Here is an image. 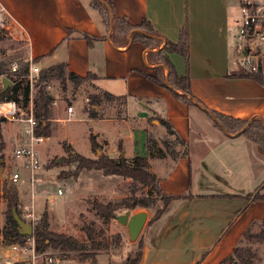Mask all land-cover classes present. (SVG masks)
Listing matches in <instances>:
<instances>
[{"label":"crops","instance_id":"0c3cea01","mask_svg":"<svg viewBox=\"0 0 264 264\" xmlns=\"http://www.w3.org/2000/svg\"><path fill=\"white\" fill-rule=\"evenodd\" d=\"M92 1L0 0V15L8 16L23 33L25 60L39 58L40 69L65 62L68 71L96 76L100 92L95 94L116 97L103 98L95 106V117L83 113L103 125L91 128L97 141L110 143L112 151L119 148V154L129 158L148 157L163 192L180 196L145 226L138 264H219L252 222L264 219V200L247 198L258 188L264 194V159L250 139L229 135L202 107L184 103L170 88L148 78L159 67L148 61L150 49L141 41L116 46ZM101 1L112 2L114 13L133 24L148 20L164 44L178 42L187 30L188 58L179 53L170 57L179 74L190 76L195 97L224 115L264 117V83L235 64L240 0ZM82 33L99 39L89 44ZM70 105L73 113H66L72 121L77 110ZM104 106L114 113L98 114ZM56 107L54 99L52 108ZM158 118L170 122L182 141ZM150 137L155 141L151 150ZM19 193L22 197L23 189Z\"/></svg>","mask_w":264,"mask_h":264},{"label":"trees","instance_id":"16d2710c","mask_svg":"<svg viewBox=\"0 0 264 264\" xmlns=\"http://www.w3.org/2000/svg\"><path fill=\"white\" fill-rule=\"evenodd\" d=\"M92 3L100 12L107 30L112 31L111 37L116 46L123 47L129 45L131 42L141 41L150 49L147 59L149 62L159 64V67L156 69V75H147L148 78L159 85L170 88L173 95L184 103L202 107L210 116H212L216 125L224 129L229 135H244L246 138L250 139L255 143L258 154L264 158L263 116L256 115L247 119L236 118L207 108L193 94L190 76L188 74L181 75L177 72L170 55L172 53H179L188 58L190 41L187 30H182L181 38L178 42L167 41L164 44L163 40L160 38V33L155 30L148 20H144L139 24H133L127 18L119 17L114 13V5L112 2L104 3L101 0H93ZM116 34H119L120 36ZM81 36L85 38L89 44H92L94 40L99 39V37L91 36L88 33H82ZM38 61L39 58H34L32 60L33 63H37ZM11 64V59L1 58L0 56V101L15 100L18 102L19 95L21 94L24 103H28L31 92L35 90V95L33 97L34 113L38 119L35 133L37 135H43L46 138L51 136L50 120L53 115L52 105L54 102V97L48 89L49 82L52 79H59L63 84L72 82L75 87H78L83 84V82L87 81L89 77H93L94 80L96 79V76L92 73H88L86 76H81L72 71H68L67 64L64 62L44 68L43 70L41 69L38 77L34 78L31 86V82L27 76L30 73L31 62L29 60L20 62L19 68L16 71L11 70ZM165 67L168 69L167 75L165 74ZM250 76L261 83H264V76L258 74ZM4 77L12 82V84L6 89H4V83L2 81ZM24 79H26V84L21 91L20 83ZM103 98L115 99L116 97L108 92L92 94L90 96L89 110L92 117L97 115L95 106L98 105ZM158 119L160 120V123L166 126L170 134H176L177 140L182 141V138H180L170 122L163 118ZM4 120H6V118L0 116V166L5 165L4 151L6 148V141L2 133V122ZM89 141L92 149L96 151L97 156L94 158L76 152L72 146L65 145V148L70 155V162L76 163V171L73 174L79 175L84 169H99L102 170L105 175H118L130 178L132 179L133 186L138 187L137 184H139L142 189H148L146 190L145 196L141 198L131 195L120 202L103 203L95 201L94 207L96 212L104 219L106 224H109L113 219L117 218L118 214H121L118 212L121 208H126L130 211L137 208H151L156 201L154 197L156 194L163 199L164 206L158 211V215L147 223L148 225L163 213L164 208L173 199L180 198V196L167 195L163 192L160 186V179L155 173L150 171L148 157L137 155L129 158L123 154H119L118 157H112L104 151L99 155L97 152L98 150H102L101 145L97 141V136L92 130L89 135ZM154 142L153 138L150 137L148 141L150 150L152 149ZM166 147L168 149L172 148L170 150H172L174 157L177 156L175 148L171 147L170 143H167ZM120 152H122V150H120ZM0 198L6 199L8 207L6 223L0 229V233L3 236V242H24L27 236L21 233L19 225L13 215V209L19 214V190L16 184L9 180H0ZM247 198L249 202L260 199L264 200V194L261 193V188H258L254 192L248 194ZM254 227H258L259 229L255 230ZM83 230L88 235L90 244H86L73 237L50 230L49 218L45 213L42 219L35 224L33 236L36 238L37 247L41 251L53 249L63 251L64 253L77 252L81 257L87 258L91 257L90 254H87L88 251L90 249H96L101 240H98L99 234H97L94 227L86 225L83 226ZM101 232L103 233V230H101ZM257 243H264V219L253 221L243 233L239 244L234 248L233 252L221 260L219 264H253L254 259L257 257L253 245ZM141 255L142 244L139 243L138 254L134 260H132L131 264H138Z\"/></svg>","mask_w":264,"mask_h":264},{"label":"rangeland","instance_id":"374dc122","mask_svg":"<svg viewBox=\"0 0 264 264\" xmlns=\"http://www.w3.org/2000/svg\"><path fill=\"white\" fill-rule=\"evenodd\" d=\"M116 35L120 36L119 34ZM0 56L1 58L11 59L12 63L17 62L18 64L23 62L26 57V40L23 33L15 29L11 19L4 14L0 15ZM237 57L238 53H236V59ZM29 61L31 66L32 64L38 65L33 63L32 60ZM235 64H237L236 61ZM38 75L39 72L34 74L32 80L34 81V78ZM94 81L93 77H89L87 81L78 87H75L72 82L63 84L59 79H52L49 82L48 89L52 95L54 94V99L58 101V107L52 108L51 136L46 138V142L41 147L42 165L40 171L43 181L36 183L34 186L29 182L16 185L18 190L21 188L24 193L22 197L19 193L18 210L21 218L34 226L46 213L49 218L50 230L73 237L86 244H90V239L83 230V226L90 225L96 229L97 234H99L98 240L101 241L96 249L88 251L87 254H90L91 257L83 258L77 252L64 253L63 251L49 249L48 251L53 256L62 258L63 261L60 264H131L138 254L139 241L144 233L145 226L158 215V211L163 208L164 202L159 195L155 194L156 201L151 208L131 210L132 214L141 210L148 212V218L141 233L136 240H132L127 226L120 223L117 218L106 224L104 219L97 214L94 202H120L131 195L141 198L145 196L148 189H142L139 184H137L138 187L133 186L130 178L105 175L99 169H84L79 175L73 174L76 171V163L70 162V155L65 145L72 146L76 152H80L85 156L92 158L97 156L96 151L92 149L90 144L89 135L91 130L94 132V129H97V127L102 128L103 125L96 124L85 115L90 110L89 96L100 92ZM20 84L22 91L26 79ZM34 95L35 90H33V97ZM18 102L20 107L27 112L29 102L24 103L21 94ZM70 104H73L77 110L75 118L72 117L74 118L72 121L69 120V115L66 113V109ZM107 113L113 114L114 112L110 107L98 108V114L101 116H105ZM23 128L24 123L18 120L6 119L2 122V133L6 141L4 151L5 177L3 180H9V174L14 169H19L23 177L30 180V169L21 165V160L14 156L15 146L21 138ZM109 144H102V150H98L97 153L100 155L104 151L110 156L118 157L119 148L112 151ZM59 159H61V162H59ZM1 175H3V168L0 166ZM59 189L63 191L62 194H58ZM26 206H34V212L38 218L35 222L27 216ZM7 209L6 199L0 198V229L6 223ZM126 210V208H121L118 212L124 213ZM254 229L258 230L259 228L254 227ZM101 230H103V233ZM2 238L3 236L0 233V264H4L6 250V248H3L5 243ZM253 248L257 253L253 264H264V243L254 244Z\"/></svg>","mask_w":264,"mask_h":264},{"label":"built area","instance_id":"2783aa9c","mask_svg":"<svg viewBox=\"0 0 264 264\" xmlns=\"http://www.w3.org/2000/svg\"><path fill=\"white\" fill-rule=\"evenodd\" d=\"M239 32L236 59L240 71L246 75L264 76V0H240V17L238 19ZM19 68L17 62L12 63L11 70ZM40 71L38 65L30 68L27 75L31 86L33 75ZM33 90V87H32ZM31 92L28 111L25 112L15 100L0 101V116L9 120H18L24 123L23 133L18 141L14 156L21 160V164L31 171L30 180H27L19 171L9 174V181L16 185L29 182L34 186L43 181L41 175V147L46 142V137L37 135L35 127L38 119L34 113V100ZM54 103V102H53ZM70 115L73 106H68ZM61 189L58 194H62ZM32 208V210H30ZM27 216L35 222L38 218L34 212V206H26ZM5 250L4 264H60L62 258L53 256L49 251H41L37 247L36 238L27 236L24 242H4Z\"/></svg>","mask_w":264,"mask_h":264},{"label":"water","instance_id":"95a60500","mask_svg":"<svg viewBox=\"0 0 264 264\" xmlns=\"http://www.w3.org/2000/svg\"><path fill=\"white\" fill-rule=\"evenodd\" d=\"M2 81L4 83V89L8 88V86L12 84V82L6 77H4ZM59 162H61V159H59ZM13 215L19 225L21 233L26 236H32L34 234V225L22 219L15 209H13ZM147 218L148 212L146 210H141L133 214L130 210H127L117 216V220L127 226L132 240H136L138 238L147 221Z\"/></svg>","mask_w":264,"mask_h":264}]
</instances>
